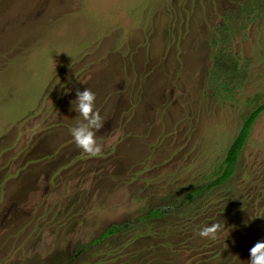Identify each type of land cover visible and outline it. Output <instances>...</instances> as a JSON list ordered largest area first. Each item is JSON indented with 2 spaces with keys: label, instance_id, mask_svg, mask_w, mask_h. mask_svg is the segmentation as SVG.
Wrapping results in <instances>:
<instances>
[{
  "label": "rangeland",
  "instance_id": "obj_1",
  "mask_svg": "<svg viewBox=\"0 0 264 264\" xmlns=\"http://www.w3.org/2000/svg\"><path fill=\"white\" fill-rule=\"evenodd\" d=\"M84 88L96 155L69 131ZM262 103L264 0H0V264H249L264 109L208 184Z\"/></svg>",
  "mask_w": 264,
  "mask_h": 264
},
{
  "label": "clouds",
  "instance_id": "obj_2",
  "mask_svg": "<svg viewBox=\"0 0 264 264\" xmlns=\"http://www.w3.org/2000/svg\"><path fill=\"white\" fill-rule=\"evenodd\" d=\"M74 100V107L71 103L70 105L81 119L69 129L72 140L79 149L96 155L101 151V147L96 143L93 129H100L102 121L98 112L94 110L95 93L87 88L76 90ZM219 228L218 223H213L210 226L201 227L197 234L202 238L215 239ZM248 253L249 264H264V239L254 242L248 249Z\"/></svg>",
  "mask_w": 264,
  "mask_h": 264
},
{
  "label": "trees",
  "instance_id": "obj_3",
  "mask_svg": "<svg viewBox=\"0 0 264 264\" xmlns=\"http://www.w3.org/2000/svg\"><path fill=\"white\" fill-rule=\"evenodd\" d=\"M218 53V52H217ZM264 109V103L257 106L255 109L250 111V113L243 120L241 127L239 128L236 135L233 137L231 143L226 149L225 156L222 161L221 171L220 173L208 184V187H216L223 184L227 181L233 174L235 169V163L238 159V156L241 152L243 145L246 142L251 126L256 118V116ZM199 189H195L192 193H199ZM163 213L157 210H152L144 218H159L162 217ZM120 227L118 226H110L108 227L100 236L99 239H103L104 237L117 233ZM100 240H94V243L99 242Z\"/></svg>",
  "mask_w": 264,
  "mask_h": 264
},
{
  "label": "crops",
  "instance_id": "obj_4",
  "mask_svg": "<svg viewBox=\"0 0 264 264\" xmlns=\"http://www.w3.org/2000/svg\"><path fill=\"white\" fill-rule=\"evenodd\" d=\"M17 120H14V122H16ZM259 189H261V191H260V194H259V205L260 206H262V207H264V186L262 187H260Z\"/></svg>",
  "mask_w": 264,
  "mask_h": 264
}]
</instances>
